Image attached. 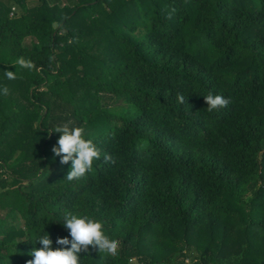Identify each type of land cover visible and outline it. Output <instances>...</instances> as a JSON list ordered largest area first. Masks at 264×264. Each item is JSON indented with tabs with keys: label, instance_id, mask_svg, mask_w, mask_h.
Returning a JSON list of instances; mask_svg holds the SVG:
<instances>
[{
	"label": "trees",
	"instance_id": "16d2710c",
	"mask_svg": "<svg viewBox=\"0 0 264 264\" xmlns=\"http://www.w3.org/2000/svg\"><path fill=\"white\" fill-rule=\"evenodd\" d=\"M28 2L0 0V264L62 247L67 213L119 242L79 264H264V0ZM69 120L101 153L73 181Z\"/></svg>",
	"mask_w": 264,
	"mask_h": 264
},
{
	"label": "clouds",
	"instance_id": "9594fccd",
	"mask_svg": "<svg viewBox=\"0 0 264 264\" xmlns=\"http://www.w3.org/2000/svg\"><path fill=\"white\" fill-rule=\"evenodd\" d=\"M25 69H35L31 60L20 57L15 62ZM8 79H15L14 72L5 71ZM9 89L5 87L3 93L7 95ZM178 103L183 104L185 97L182 93H177ZM207 110L213 112L225 108L230 103L229 99L221 95L209 93L204 96ZM74 122L69 120L62 126H57L54 131L60 133L57 144L52 151L56 157H60L61 164L71 162V170L66 176V180H79L92 169L94 160L100 158V151L91 140L83 138L84 129L81 127H70ZM105 162L112 160L110 155L105 154ZM64 227L68 230L71 239L68 237L57 238L56 244L62 247H53V241L48 234L39 238L42 247L34 248L29 255L33 257L26 264H79L82 252L92 250L116 254L119 242L110 239L103 231V224L88 217H80L72 213H67L64 217ZM70 245V247H69Z\"/></svg>",
	"mask_w": 264,
	"mask_h": 264
},
{
	"label": "rangeland",
	"instance_id": "374dc122",
	"mask_svg": "<svg viewBox=\"0 0 264 264\" xmlns=\"http://www.w3.org/2000/svg\"><path fill=\"white\" fill-rule=\"evenodd\" d=\"M39 0H29V5L30 7H33L35 4L38 3ZM13 12H16L15 10H13ZM13 12L11 13V16L13 14ZM22 94L21 91H19L18 93H13V98L14 100L18 101L19 103H21L22 105H25L29 108V110L32 109V107L30 105H28V103L22 99V96L20 95ZM0 184L5 186L6 188L8 187H12L14 185V182L9 178V176H1L0 177ZM5 213L0 211V218L4 217Z\"/></svg>",
	"mask_w": 264,
	"mask_h": 264
}]
</instances>
